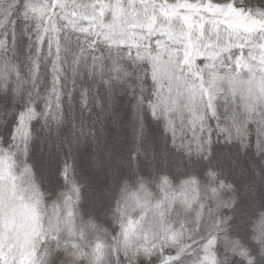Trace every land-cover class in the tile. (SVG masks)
I'll list each match as a JSON object with an SVG mask.
<instances>
[{
  "label": "snow or ice",
  "instance_id": "6c2138e0",
  "mask_svg": "<svg viewBox=\"0 0 264 264\" xmlns=\"http://www.w3.org/2000/svg\"><path fill=\"white\" fill-rule=\"evenodd\" d=\"M0 264H264V0H0Z\"/></svg>",
  "mask_w": 264,
  "mask_h": 264
}]
</instances>
